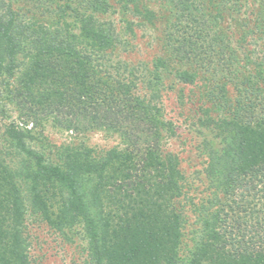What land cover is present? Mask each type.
I'll return each mask as SVG.
<instances>
[{"label": "trees", "instance_id": "obj_1", "mask_svg": "<svg viewBox=\"0 0 264 264\" xmlns=\"http://www.w3.org/2000/svg\"><path fill=\"white\" fill-rule=\"evenodd\" d=\"M120 1L121 9L131 4L156 19L144 1ZM153 3L173 19L168 41L171 26L187 25L182 40L166 44L169 55L207 66L214 53L224 73L200 123L202 189L163 147L173 129L156 105L129 80L101 70L94 52H111L118 41L99 21L111 9L107 0H0V103L13 102L26 123L50 120L65 131L119 138V147L103 154L82 143L60 147L52 160L27 147L30 130L5 129L8 147L25 157L14 168L0 151V264H30L28 208L58 231L79 224L90 264H264V57L244 54L240 71L223 26L242 21L246 1ZM254 5L252 30L264 40V0ZM246 36L241 32L239 44ZM179 76L193 83L197 75Z\"/></svg>", "mask_w": 264, "mask_h": 264}, {"label": "rangeland", "instance_id": "obj_2", "mask_svg": "<svg viewBox=\"0 0 264 264\" xmlns=\"http://www.w3.org/2000/svg\"><path fill=\"white\" fill-rule=\"evenodd\" d=\"M107 1L111 9L99 21L114 29L118 41L111 52L99 56L96 55V51L94 52L96 58L101 59L100 68L109 74L129 80L133 83L137 96L156 105L163 120L173 129V135L170 134L163 140V147L178 158L184 175L193 183V187L200 191L203 186L201 146L205 134L200 123L205 118L203 109L208 107V92L217 96L219 86L223 82L218 80V76L224 73L216 71L219 70V67L217 68L219 57L211 53V56L214 55L211 61L209 60L211 64L204 66V63L191 62L186 58L181 61L169 55L168 50L171 49L167 48L166 44L171 41L174 45L176 40H182L181 32L187 30V25H181L177 30L175 29L177 25L171 26L172 38L168 41L171 30L167 26L172 25L173 19L169 18L164 10L165 7L159 3L154 4V0H142L145 3L144 7L156 15V19L152 21L136 13L131 4L123 10L120 0ZM245 1L246 7L243 9L242 21L235 23L228 19L223 23L228 41L240 59L239 65H236L240 71L244 63V54H250L253 58L264 57V40L252 30L254 0ZM245 23L246 25H243ZM243 31L247 36L245 41L239 44L240 34ZM162 59L167 63V67L160 66L159 61ZM185 70L196 72L197 76L193 83H185L180 78V72ZM229 72L225 73L228 74L227 79L233 78ZM226 78L223 80L227 82L228 97L233 98L235 92L230 83L232 81H226ZM211 115L215 117L217 113L213 112ZM26 122L22 112L13 102L2 100L0 103V151L10 155L6 160L10 161L14 168L19 167L20 160L25 156L18 154L15 150L11 151L8 147L5 129L10 125L30 130L31 137L26 139L27 147L42 152L52 160L58 158L60 147L68 145L81 146L83 143L98 154L119 147V138L116 133L96 130L80 134L65 131L55 126L50 120H40L36 124ZM188 216L189 221L193 223L194 215ZM191 229L189 227L186 231L190 232ZM24 235L27 240L30 264H90L86 238L79 224L70 229L58 231L49 227L37 213H33L28 208L25 215ZM185 241L190 247V237H186ZM186 250L184 249L182 253L185 256L188 253Z\"/></svg>", "mask_w": 264, "mask_h": 264}]
</instances>
